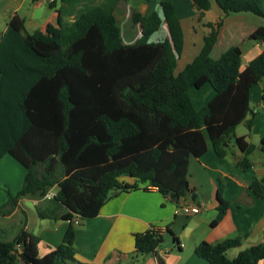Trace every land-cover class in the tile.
<instances>
[{
	"label": "trees",
	"instance_id": "obj_1",
	"mask_svg": "<svg viewBox=\"0 0 264 264\" xmlns=\"http://www.w3.org/2000/svg\"><path fill=\"white\" fill-rule=\"evenodd\" d=\"M224 14L251 13L264 18V0H214ZM200 20L209 0H191ZM50 8L54 4L49 5ZM148 17L134 13L141 35L123 44L114 15L102 7L61 25L54 41H41L13 15L0 40V159L8 155L26 175L22 189L0 208L8 215L21 198L37 200L40 219L68 222L61 242L39 256L40 238L24 230L10 241H0V264H66L74 261L76 218H94L112 196L152 186L178 200L189 190L188 165L212 149L224 158L229 142L240 150L236 163L250 167L254 147L235 128L251 112L250 91L264 82V50L241 70L240 46L211 57L220 23H205L203 46L182 71L175 74L183 46V32L173 4L161 1ZM165 23L168 37L151 41ZM249 39L264 41V26ZM209 84L214 95L199 110L188 91ZM264 91V89H262ZM264 152V136L260 140ZM129 177L135 183L122 180ZM211 226L225 215L228 201L221 197ZM53 189L54 196H46ZM264 198V185L253 184ZM178 200L176 203L178 204ZM135 254L146 255L163 243L154 230L133 236ZM176 240V239H175ZM239 238L210 244L202 241L195 254L208 264H258L264 244L227 252ZM19 246V249H17Z\"/></svg>",
	"mask_w": 264,
	"mask_h": 264
},
{
	"label": "crops",
	"instance_id": "obj_2",
	"mask_svg": "<svg viewBox=\"0 0 264 264\" xmlns=\"http://www.w3.org/2000/svg\"><path fill=\"white\" fill-rule=\"evenodd\" d=\"M30 1L0 0V40L9 19L15 14L24 20L25 30L32 36L41 41H54L61 25L68 26L83 12L102 7L114 15L122 43L133 44L141 35L140 24L133 22L134 13L148 17L159 9V2L169 1L173 4L183 32L182 51L175 66L177 73L200 52L203 37L209 31L205 23L221 24L211 51L214 59L229 47L240 46L242 70L264 50V41L249 39L254 30L264 26V18L246 12L224 14L214 0H209L210 9L200 20L192 9L191 0H133L135 3H131L132 0H46L51 11L41 21L33 22L34 27L29 32L26 16H20L19 10ZM52 3L54 7L50 8ZM211 11L213 16L208 19ZM164 37H168L165 23L151 37V41L156 42ZM262 89L264 82L251 89V112L234 131L235 136L244 137L254 147L248 156L250 167L241 170L236 166L243 154L230 141L224 158L218 157L209 149L202 156L190 159L188 182L194 199L189 193L179 198L177 204L146 183H139L138 190L110 197L96 217L79 219L78 224H75L74 261L77 264H208L195 254V248L202 241L215 244L239 238L240 245L227 252L229 258L235 257L241 250L261 244L264 240V198L253 193V184L260 181L264 185V152L260 149V140L264 136ZM194 90L196 89L191 88L188 93L194 108L199 110L212 98L214 91L209 84L199 88V91ZM8 158L11 157L3 156L1 164L17 167L15 161ZM122 180L128 184L135 183L129 177H123ZM219 180L223 181L221 197L229 203L223 218L211 226L218 212ZM1 186L3 184H0V208L9 200ZM26 201L30 202L29 206L36 213L37 200L19 199L10 214H0V234L11 236L12 240L25 222L24 230L40 238L37 249L38 255L43 256L61 242L68 222L40 219L37 214L36 217L30 215V207L25 205ZM179 203L197 205L200 211L194 215H185L178 210ZM31 223L35 225L34 229L31 228ZM13 224L16 229H13ZM148 230L161 233L163 243L154 252L137 256L133 236ZM258 264H264V260Z\"/></svg>",
	"mask_w": 264,
	"mask_h": 264
},
{
	"label": "rangeland",
	"instance_id": "obj_3",
	"mask_svg": "<svg viewBox=\"0 0 264 264\" xmlns=\"http://www.w3.org/2000/svg\"><path fill=\"white\" fill-rule=\"evenodd\" d=\"M132 2L133 0L131 1V3ZM49 11L51 10H49L48 5L46 4V0H33V1L31 0L29 4L28 2H26L22 6L21 10H19V15L22 16L25 14L26 21L28 22V27H29L28 31L32 32V28L34 27L32 23L36 22V20L41 21V19H43L49 13ZM211 16H213V11L208 13L207 18L210 19ZM176 70L177 68H175L174 70L175 74H177ZM193 89H196L194 91H199L197 88H193ZM8 159L12 160L13 158H8ZM13 161L15 160L13 159ZM1 163H3V160H0V184H3V186H1V190L6 194V196L9 199L10 196L17 195L18 192L22 189L24 178L26 175V170L21 165H19L16 161L15 163L17 167H14L11 164L7 165V164H1ZM52 191H55V189H53ZM25 205L30 207L29 206L30 202L26 201ZM28 212L30 215H34V217H36V213L34 212L32 207L29 208ZM30 226L33 229L35 227L33 223H31ZM13 229H16L14 224H13ZM10 239H11V236H6V235L2 236V234H0V241H8ZM66 264H77V263L73 261H67Z\"/></svg>",
	"mask_w": 264,
	"mask_h": 264
},
{
	"label": "built area",
	"instance_id": "obj_4",
	"mask_svg": "<svg viewBox=\"0 0 264 264\" xmlns=\"http://www.w3.org/2000/svg\"><path fill=\"white\" fill-rule=\"evenodd\" d=\"M53 1L54 0H50V2H53ZM54 194L55 193L53 191H51L50 193L47 194L46 198L47 199L52 198L54 196ZM178 210L185 215H194L200 211V208L197 205H192V204H187V203H179ZM78 222H79V218H76L74 220V223L78 224ZM261 244H264V240H262ZM17 249H19V246H17Z\"/></svg>",
	"mask_w": 264,
	"mask_h": 264
},
{
	"label": "water",
	"instance_id": "obj_5",
	"mask_svg": "<svg viewBox=\"0 0 264 264\" xmlns=\"http://www.w3.org/2000/svg\"><path fill=\"white\" fill-rule=\"evenodd\" d=\"M168 198L170 201L172 202H176L178 200V195H177V192L174 191V190H171L168 194Z\"/></svg>",
	"mask_w": 264,
	"mask_h": 264
}]
</instances>
